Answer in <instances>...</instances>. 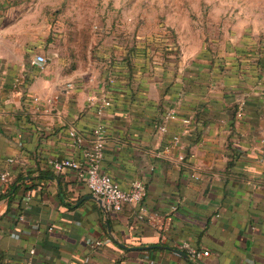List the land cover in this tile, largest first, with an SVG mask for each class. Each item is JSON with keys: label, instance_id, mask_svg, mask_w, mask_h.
<instances>
[{"label": "crops", "instance_id": "0c3cea01", "mask_svg": "<svg viewBox=\"0 0 264 264\" xmlns=\"http://www.w3.org/2000/svg\"><path fill=\"white\" fill-rule=\"evenodd\" d=\"M17 12L0 0V174L23 178L10 206L0 197V264H264L261 43L235 39L213 55L177 56L159 39L134 48L99 40L97 61L62 72L31 63L44 54L41 27ZM33 96L58 98L48 107ZM169 109L176 118L161 132ZM98 123L106 128L100 170L122 189L142 179L158 227L137 220L136 205L108 212L74 171L49 170L52 159L81 157ZM181 241L210 254L193 260Z\"/></svg>", "mask_w": 264, "mask_h": 264}, {"label": "rangeland", "instance_id": "374dc122", "mask_svg": "<svg viewBox=\"0 0 264 264\" xmlns=\"http://www.w3.org/2000/svg\"><path fill=\"white\" fill-rule=\"evenodd\" d=\"M8 6L16 19L40 25L47 64L62 72L97 61L99 40L134 48L159 39L177 56L213 55L235 39L264 41V0H8Z\"/></svg>", "mask_w": 264, "mask_h": 264}, {"label": "built area", "instance_id": "2783aa9c", "mask_svg": "<svg viewBox=\"0 0 264 264\" xmlns=\"http://www.w3.org/2000/svg\"><path fill=\"white\" fill-rule=\"evenodd\" d=\"M260 48L264 55V41L261 42ZM32 64L43 68L47 63L45 54L39 53L34 55ZM72 88L71 83H66L65 90ZM58 97H46L41 98L38 96H33L31 99L37 105H47L48 107L53 105ZM92 101V99H88ZM103 107H109L111 101L108 99L103 100ZM99 114L102 113V109H98ZM176 118L175 111L169 109L163 116L162 123L157 127L159 131L164 132L166 130L165 123L166 121ZM189 118L183 119V123H188ZM68 136L73 140V144L76 147H81L85 141L84 137L80 135L75 129H69ZM89 144L86 148L82 149L81 157L65 156L52 159L48 162V168L51 172L58 174L65 170L74 171L76 177L82 181L91 194L100 198L103 207L108 212L118 213L122 208L129 205H136L137 210L135 217L137 220L146 222L149 225H157L158 220L161 219L162 215L156 211H152L144 203L146 197V187L142 179H135L130 184L128 189H122L118 183L107 173L100 170L101 162L104 155L105 147V138H106V128L102 123H98L90 132ZM179 138L177 136L172 137V141L177 143ZM171 146L166 145L161 153L167 157H172L170 155ZM185 155H180L176 159L178 161L185 160ZM0 181L2 184V191L6 189L9 183V174L5 171L0 174ZM175 209V207H173ZM157 232L159 233L160 238L165 239V235L162 233L161 228H158ZM89 245H100V241L87 240ZM177 247L181 250H184L187 255L193 259L197 260L201 257H206L210 254L208 250H203L198 247L191 245L188 241H181L177 244ZM34 249L29 250V254L34 253ZM10 264V263H6ZM31 264V263H25Z\"/></svg>", "mask_w": 264, "mask_h": 264}, {"label": "trees", "instance_id": "16d2710c", "mask_svg": "<svg viewBox=\"0 0 264 264\" xmlns=\"http://www.w3.org/2000/svg\"><path fill=\"white\" fill-rule=\"evenodd\" d=\"M47 172H49V171H47ZM20 179H23V178L20 177V178L15 179L14 181L10 182L8 188H6V190L0 194V197L5 198L7 200L8 206H10L12 204V201L14 200L15 193L17 192V188H18L17 182ZM19 205H21V204H19ZM8 209H10V207H8ZM18 210L20 211L21 209H18Z\"/></svg>", "mask_w": 264, "mask_h": 264}, {"label": "water", "instance_id": "95a60500", "mask_svg": "<svg viewBox=\"0 0 264 264\" xmlns=\"http://www.w3.org/2000/svg\"><path fill=\"white\" fill-rule=\"evenodd\" d=\"M98 200L100 201L101 199H98ZM176 252L179 253V254H181V255H185L183 251L176 250Z\"/></svg>", "mask_w": 264, "mask_h": 264}]
</instances>
